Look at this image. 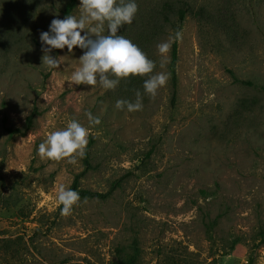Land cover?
<instances>
[{
	"label": "rangeland",
	"instance_id": "1",
	"mask_svg": "<svg viewBox=\"0 0 264 264\" xmlns=\"http://www.w3.org/2000/svg\"><path fill=\"white\" fill-rule=\"evenodd\" d=\"M67 1L0 0V264H264V0H136L118 34L156 62L153 74H169L171 46L158 45L177 25L170 14L156 28L161 5L190 9L174 100L169 76L136 112L115 107L135 99L126 79L68 86L85 50L42 64L40 33ZM31 113L25 134L9 136ZM71 119L90 128L85 155L42 158L39 144ZM75 177L78 189L113 190L62 214L56 193Z\"/></svg>",
	"mask_w": 264,
	"mask_h": 264
},
{
	"label": "clouds",
	"instance_id": "2",
	"mask_svg": "<svg viewBox=\"0 0 264 264\" xmlns=\"http://www.w3.org/2000/svg\"><path fill=\"white\" fill-rule=\"evenodd\" d=\"M79 9V16L68 14L63 19L54 18L48 30L40 33L42 64L49 69H57L66 56H53V50L66 47L67 52L72 53L74 47H78L85 51L78 59L79 66L69 78V87L81 84L94 86L99 82L103 89L114 90L121 79L146 76L143 93L138 90L134 100L120 99L115 105L117 109L128 112L142 110L144 95L154 97L167 84L169 74H153L156 62L129 38L118 34L121 27L131 24L138 13L136 0H80ZM105 25L107 34H104ZM176 38H179V33ZM170 46L169 42H165L158 45V50L164 54ZM86 115L90 124L100 122L90 112ZM89 135V127L71 119L65 127L49 132L37 152L42 158H68L71 163L85 155ZM56 199L62 205L61 213L69 214L81 198L78 191L61 185Z\"/></svg>",
	"mask_w": 264,
	"mask_h": 264
},
{
	"label": "trees",
	"instance_id": "3",
	"mask_svg": "<svg viewBox=\"0 0 264 264\" xmlns=\"http://www.w3.org/2000/svg\"><path fill=\"white\" fill-rule=\"evenodd\" d=\"M76 0H68L64 9L63 13L65 15H68L71 13L73 8L75 7ZM159 14L161 16V19L159 20V23H157V29H161L164 23H167L169 21V15L174 14L176 16V22L177 25L174 27V39L171 44V51H170V61L168 65V71L169 76L171 80V86H172V96L171 99L174 100L175 92H176V84H177V75H176V63H177V41H176V34L180 30V27L182 25V22L184 21L186 15L188 12H190V9L187 7L186 4L175 6V4L171 1H164L159 9ZM203 11L199 10L198 14H201ZM231 77L234 81L240 82L244 85L253 86L254 83L249 80H238L232 72H230ZM146 79L145 77L140 76H130L129 78H126L127 85H125L124 90L127 93H132L135 96L136 91H140L143 93V80ZM260 90L264 92V86H259ZM146 98V95H144L143 100ZM33 118V113L29 114L27 116V122L26 126L22 129H10L8 128L7 131L9 132V136H12L14 134L23 135L25 132L29 129L31 122ZM1 180V179H0ZM76 181L77 177L73 180V184L71 186L72 189L79 192V195L81 198H99L104 199L108 196V193L113 190V186L110 187L109 192H94L90 190L85 189H78L76 187ZM263 234V233H262ZM264 241V236L261 239ZM127 262V261H126ZM129 263V262H127Z\"/></svg>",
	"mask_w": 264,
	"mask_h": 264
}]
</instances>
